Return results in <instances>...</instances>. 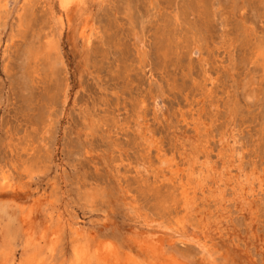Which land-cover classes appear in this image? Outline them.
Masks as SVG:
<instances>
[{"label":"rangeland","instance_id":"1","mask_svg":"<svg viewBox=\"0 0 264 264\" xmlns=\"http://www.w3.org/2000/svg\"><path fill=\"white\" fill-rule=\"evenodd\" d=\"M65 4L0 0V264H76L77 234L110 241L119 264H208L191 243L140 223L177 215L172 186L135 172L144 150L134 120L171 152L198 118L212 155L234 126L245 168L263 176L264 0ZM227 203L209 264H264V190L245 214ZM204 209L218 213L211 202ZM150 234L162 262L141 247Z\"/></svg>","mask_w":264,"mask_h":264},{"label":"bare ground","instance_id":"2","mask_svg":"<svg viewBox=\"0 0 264 264\" xmlns=\"http://www.w3.org/2000/svg\"><path fill=\"white\" fill-rule=\"evenodd\" d=\"M65 3L66 0H60V6L64 10L65 6L69 2L67 4ZM68 7H70V5ZM211 7H213V5ZM81 28V36L83 39L85 37V44L88 45L92 34H85L86 26L83 25ZM137 37H135V39ZM47 41L46 43H48ZM139 41V48L142 49L144 47V42L142 40ZM192 48V53L200 50L197 46ZM205 75L207 76L206 73ZM207 80H210L211 83V78L209 76L206 78V81ZM156 104L157 103L154 100V105ZM139 119L140 116H137L134 120L135 133L141 140L140 145L141 149L144 150V155L141 159L136 161L137 163L135 162V172L136 174H141V176H143V174L148 175L149 173L153 175L158 182L167 183L172 186L173 190L170 193L171 200L169 201V207H174V213L177 215L173 222L165 223L161 219H156L152 216L144 218L140 223H142L145 230L151 231L152 233L154 231L156 235H159V232H164L183 243H191L198 250V252L201 253L202 257L205 258L206 263L209 264L214 262V257L211 253L210 237L221 227L220 224H222L223 219L226 220V217L224 218V216L220 215L223 214L222 211L225 209L226 203H233L237 209L245 214V212L251 208L252 198L256 196L257 193L264 190V175H260L261 172L259 173L255 170L256 167H253L255 169L250 170L245 168L242 158L243 152L239 146L240 141L238 136L234 133V126L231 129H224L219 133V137L216 139L217 151H215L214 155H212L211 152L213 149L207 141V138L202 139L204 134L206 137L208 129L202 127L203 122L199 121L198 118H193L194 120H191L192 129L190 131H184L181 134L182 139L178 143L179 147L176 148L175 151L168 152V150L165 149L160 142H158L157 138H155V136L151 134L147 128H142V123ZM152 151H154V155L151 156ZM120 164V162L118 164L116 163V170H118ZM6 179L7 175L2 171L0 173V186L7 185ZM199 200L201 201V204L198 202ZM209 202L216 206L219 215H217L218 213L214 215L211 211H204L207 210L204 209V206ZM192 214L197 215L195 223L191 222ZM250 217H253V214L252 216L250 214ZM77 235L78 236L75 237L76 244L74 247L76 264H119L123 261L122 260L120 262L119 255H117L116 252V247L113 246L110 241H105L102 244L98 243V245H92L88 239H85L82 236V234ZM156 235H151L149 236L150 238L146 235L149 239H144L141 244V247L143 248V246H145L144 248H146L147 252L150 253L149 255L153 257H157L160 250V248H158L159 237ZM59 239L60 233L57 232V230L54 232L52 231L50 244L48 245L50 246V253L54 250ZM162 239L163 238H161V241ZM138 245L139 244L136 246ZM164 255L166 256V254ZM127 257V263L125 264H144L143 262L136 260L133 256ZM159 258L157 257V259ZM165 259H167V257ZM174 260L175 259L172 261ZM166 261L168 262L166 263ZM166 261L165 263H162L179 264V261L170 262V259ZM162 263L159 261L157 264ZM17 264L34 263L29 257H26Z\"/></svg>","mask_w":264,"mask_h":264}]
</instances>
